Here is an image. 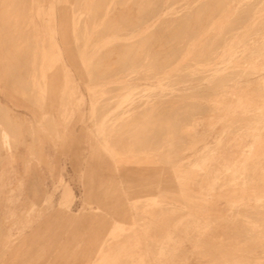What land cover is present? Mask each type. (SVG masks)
<instances>
[{"label": "rangeland", "instance_id": "374dc122", "mask_svg": "<svg viewBox=\"0 0 264 264\" xmlns=\"http://www.w3.org/2000/svg\"><path fill=\"white\" fill-rule=\"evenodd\" d=\"M14 2L29 10L16 9ZM11 4L13 6L0 11L4 78H0V85L14 83L10 74L26 51L31 61L35 58L39 63L43 47L36 37H41L45 27L53 21L52 10L59 8L82 9L83 31L88 19L89 30L98 26L96 40L105 39V45L98 48V54L103 51L98 60L103 63L98 64V79L94 80L98 86L107 85L105 81L114 76L125 82L119 90L125 97L113 98L106 110L114 114L126 105L130 116L117 118L110 114L113 117L98 136L116 134L112 127L116 123L124 125V132L129 131L130 150L120 157L137 163L146 161L145 181L159 186L154 193L158 195L159 204L150 207L145 189L138 192L136 215L129 207L124 209L126 213L121 218L126 227L135 223L136 228L130 234L123 233L120 240L107 247L104 264H264V171L235 157L236 153H241L237 150L241 145L251 142L245 136L264 127V0H15ZM113 17L117 19L110 23ZM88 35L89 32L83 35L82 48L89 42ZM123 42L128 43L122 45ZM53 43L56 45L54 39ZM109 48H113L111 53L114 51L112 55L115 54L116 59L111 57L110 64L105 58L101 60L109 53ZM25 67L30 68L29 73L35 79L31 64ZM0 91L4 101L11 100L16 113L29 112L18 92L9 86ZM98 94H101L99 89ZM74 98L76 96H70ZM14 102L22 107L14 106ZM29 107L35 120L43 119L42 156L57 157L54 146L46 139L49 121L44 114L48 113V108L40 112L35 104ZM143 108L155 109L157 121L162 120L159 128L153 126V113L138 120L137 111ZM257 108V113L243 112ZM167 115L170 121H165ZM62 117L73 119L74 112ZM0 118L8 119L9 113L0 109ZM256 119L261 122L256 123ZM4 124L0 121V146L5 148V153H13L18 141L12 139L11 129L4 128ZM30 134L37 136V131ZM15 155V170L7 176L11 185L4 190L3 199L8 200V192L13 189V194H22L23 200L14 204L3 200L0 205V252H9L7 234L11 224L4 211L14 210L20 214L35 200L37 172L45 174L43 186L47 192L53 193L56 201L61 196V190H56L60 178L53 180L54 184L45 160L40 169L33 157L32 167L26 168L23 157H29L27 149L21 145ZM219 156L225 159L219 160ZM59 162L61 176L75 195L73 208L80 210L83 188L73 179L70 161L63 158ZM21 178L25 184L22 190H17ZM192 179L194 182L190 185ZM162 181L165 188L162 186L161 190ZM187 187L193 190L188 193L192 203L186 200ZM213 201H218L222 209L212 211ZM115 214L112 219H117ZM101 216L105 214L98 213L96 237L105 241L118 235L112 231V225L106 223V217L101 220ZM93 239L88 235L79 252H90L89 256L94 249L101 252L103 244L89 246Z\"/></svg>", "mask_w": 264, "mask_h": 264}, {"label": "crops", "instance_id": "0c3cea01", "mask_svg": "<svg viewBox=\"0 0 264 264\" xmlns=\"http://www.w3.org/2000/svg\"><path fill=\"white\" fill-rule=\"evenodd\" d=\"M82 13L83 10L80 8L53 9L50 14L54 17L53 21L51 20L52 25L49 23L41 37L38 35L36 37L41 41L43 47V57H40L39 63L37 64L35 58H32L31 61L29 52L26 51L25 57L18 60L16 70L10 74L14 83L0 85V89L9 86L13 91L18 92L28 105L24 104V108L29 111L18 114L10 105L11 100L8 103L0 97V109H5L9 113L8 119L0 118V121L5 123L4 128L11 129L12 139L18 141L17 148L13 153L9 150L8 153H5V148L0 146V169L2 170L0 172V205L5 200L3 199L4 190L11 185L7 176L15 170L13 163L17 157L15 153L21 145L29 153V157H23L25 167H32L34 157L38 161L36 167L41 169V162L45 160L52 181L60 178L56 190H61V196L56 201L54 194L47 192L43 186L45 174L42 171L37 172L38 189L33 195L34 198L30 196L35 200H32L29 207L23 209L20 214L14 210L4 211L9 216L11 226H9L7 234L9 252H0V264H96V262L100 264L104 252H96L94 249L92 256H89L90 252H84V254L79 252L86 244L84 239L88 235L90 238L93 236L96 239L98 213L105 214L106 223L112 225V231L130 234L135 230L136 224L129 223L126 227L125 221H122L121 218L125 216L124 209H129V207V211L136 215L138 192L145 189V199L150 207L159 204L158 195L154 194L159 186L150 180L145 181L147 178L146 161L138 160L137 163L128 157H120L130 150L129 131L124 132V125L116 123L112 127V129H116V134L98 136L113 115L117 118L129 117L130 108L124 105L114 114L106 110L113 98L125 97L124 94H119V90L124 87L125 82L120 80L119 76L106 80L107 85L103 87L98 86L94 81L98 79L96 72L98 64L103 63L98 62L103 53L102 51L101 54H98V48L103 47L106 41H104L105 39L96 40L98 30L95 28L98 26H95L93 31L89 30L88 19L85 21L86 27L83 31ZM86 32H89V42L86 48H82L80 42L83 33L85 36ZM53 39L56 45H54ZM125 43L128 42L121 44ZM49 54L51 60L48 61ZM27 63L31 64V71H34L37 76L35 79L29 73L30 68L25 67L28 65ZM0 78L4 80L1 42ZM98 89L101 90V94H98ZM71 95L76 98L70 99ZM103 96L106 97L103 98ZM98 101H102V104H98ZM18 103L14 102V106L22 107ZM31 104H35L40 112L45 107L48 108V113L44 114L49 121L46 139L54 146V152L58 154L57 157L42 156L43 140L40 135L43 131L41 126L43 119L41 117L37 121L33 118L29 107ZM258 110L259 108L256 110L246 109L243 112L257 113ZM69 112H74L73 119L62 117ZM137 112L138 120L146 119L153 113L151 116L153 124L162 123L157 121L154 108L153 110L143 108ZM110 114L113 115L110 117ZM20 118L25 121H21ZM166 119L170 121L169 115L166 116ZM259 120L256 119V123L261 122ZM33 130L37 131V136L30 134ZM260 130L245 136L246 139H251V142L241 145L237 149L241 153H236L235 157H239L242 161L249 163L251 167L262 172L264 171V127ZM63 158L70 161L74 172L73 179L83 188V205L80 210L73 208L75 195L61 176L59 161ZM218 159L224 160L225 157L219 156ZM148 170V178H150V163ZM191 175L193 176L194 172ZM174 178L177 185L176 174ZM193 182L192 179L190 185ZM24 184L25 180L19 179L17 190H22ZM162 184L163 181L160 186L161 190ZM14 191L13 189L9 190L10 196L5 201L14 204L23 200L22 194L14 195ZM190 191L193 193V190L187 187L186 200L192 203L188 196ZM223 197H225L224 194ZM37 201H40L39 204L36 203ZM223 203L226 204V202ZM220 209L222 208L219 202L213 201L211 210ZM114 213H116L117 219H112ZM104 217L101 216V220H104Z\"/></svg>", "mask_w": 264, "mask_h": 264}, {"label": "bare ground", "instance_id": "6f19581e", "mask_svg": "<svg viewBox=\"0 0 264 264\" xmlns=\"http://www.w3.org/2000/svg\"><path fill=\"white\" fill-rule=\"evenodd\" d=\"M4 1V2H3ZM12 1H15V0H1L0 1V11H3L4 9H6L8 6H13L11 3H12ZM17 1V0H16ZM18 1H20V0H18ZM220 1V0H219ZM227 1V0H226ZM15 3V2H14ZM20 3V2H19ZM18 3V4H19ZM16 4V3H15ZM105 4V3H104ZM118 6V5H117ZM120 6V5H119ZM220 6H221V4H220ZM125 7V6H124ZM15 8L16 9H19V8H22V10L24 9V10H29L28 8H25V7H23V5H17L16 4V6H15ZM123 9V8H122ZM95 10H96V8H95ZM101 10H102V8H101ZM215 10V9H214ZM216 11H217V9H216ZM103 12V11H102ZM101 12V13H102ZM124 13V12H123ZM117 14V13H116ZM118 14H119V12H118ZM120 14H121V12H120ZM0 15H1V13H0ZM113 15H115V14H113ZM134 15V14H133ZM118 16V15H117ZM116 16V17H117ZM132 16V15H131ZM121 17V16H120ZM138 17V16H137ZM96 18V17H95ZM110 18V17H109ZM122 18V17H121ZM139 18V17H138ZM115 19H117V18H114L113 17V19H111L112 21H110V23H113L114 22V20ZM133 19V18H132ZM197 19V18H196ZM110 20V19H109ZM127 20V19H126ZM141 20V19H140ZM191 20V19H190ZM116 22V21H115ZM135 22V21H134ZM133 22V23H134ZM187 22V21H186ZM199 22V21H198ZM90 23V22H89ZM110 23H109V25H110ZM190 23H192V22H190ZM132 24V23H131ZM142 24V23H141ZM117 25V24H116ZM128 25V24H127ZM126 25V26H127ZM186 25V24H185ZM158 27V26H157ZM188 27V26H187ZM126 28V27H125ZM124 28V29H125ZM175 28V27H174ZM113 29H116L115 27L113 28ZM134 29V28H133ZM188 29V28H187ZM175 30V29H174ZM198 31V30H197ZM82 32V31H81ZM102 32H104V31H102ZM101 32V33H102ZM186 32V31H185ZM105 33V32H104ZM168 33V32H167ZM106 34V33H105ZM104 34V35H105ZM171 34H172V31H171ZM84 35V34H83ZM99 35V34H98ZM100 36V35H99ZM103 36V35H102ZM175 36V35H174ZM147 37V36H146ZM168 37V36H167ZM171 37V36H170ZM151 38V37H150ZM173 38V37H172ZM223 38V37H222ZM144 39V38H143ZM145 40H149V38H147V39H145ZM144 40V41H145ZM177 40V39H176ZM138 41H140V40H138ZM142 41V40H141ZM175 41H173V43H174ZM166 43V42H165ZM134 44V43H133ZM124 45V44H123ZM141 45H143V44H141ZM170 45V44H169ZM120 47H121V44L119 45ZM131 46V45H130ZM112 47V46H111ZM115 47H116V45H115ZM114 47V48H115ZM122 48H123V46H122ZM121 48V49H122ZM127 48V47H126ZM137 48V47H136ZM141 48V47H140ZM139 48V49H140ZM143 48H144V46H143ZM159 48H162V47H159ZM110 49V48H109ZM109 49H108V54L106 55V56H102V58H105L106 60H105V62L106 61H108L109 59H111V57H113V59L115 58V54H113L112 55V53H114V51L111 53V49H113V48H111L110 49V51H109ZM131 49V48H130ZM134 49V48H133ZM136 50V49H135ZM134 50V51H135ZM137 50H138V48H137ZM164 50H165V48H164ZM121 51V50H120ZM161 51H162V49H161ZM181 51V50H180ZM129 52V51H128ZM133 52V51H132ZM136 52V51H135ZM135 52H134V54L133 55H135ZM142 52V51H141ZM111 53V54H110ZM115 53H116V50H115ZM161 53V52H160ZM106 54V53H105ZM140 54V53H139ZM177 54V53H176ZM112 55V56H111ZM158 55V54H157ZM204 57V56H203ZM118 58V57H117ZM174 59V58H173ZM102 60V59H101ZM120 60V59H119ZM114 61H116V59H114ZM121 61V60H120ZM128 61V60H127ZM119 62V61H118ZM175 62V61H174ZM107 63V62H106ZM111 63H112V65H114L113 63V61H111ZM117 63V62H116ZM123 63H124V61H123ZM109 64H110V60H109ZM111 65V66H112ZM117 65V64H116ZM123 65V64H122ZM125 66V65H124ZM103 67V66H102ZM117 67V66H116ZM126 67V66H125ZM119 69V68H118ZM127 69V68H126ZM117 70V69H116ZM20 73V72H19ZM229 80V79H228ZM177 101V100H176ZM169 102V101H168ZM169 103H171V102H169ZM161 104V103H160ZM159 104V105H160ZM179 104V103H178ZM177 105V104H176ZM173 106V105H172ZM180 106V105H179ZM182 107V106H181ZM180 107V108H181ZM185 107V106H184ZM173 108V107H172ZM166 110V109H165ZM180 110V109H179ZM168 112V111H167ZM171 113V112H170ZM178 113H180V112H178ZM161 115V114H160ZM195 115V114H194ZM157 117V116H156ZM183 117V116H182ZM187 117V116H186ZM190 118V117H189ZM188 118V119H189ZM165 119V118H164ZM186 119V118H185ZM156 120V119H155ZM167 120V119H166ZM165 120V121H166ZM177 120V119H176ZM184 120V119H183ZM161 122H162V120H160ZM188 121V120H187ZM156 123H158V122H156ZM164 123V122H163ZM171 123V122H170ZM183 123V122H182ZM168 124V123H167ZM169 125V124H168ZM167 125V126H168ZM171 125L173 126V124L171 123ZM175 125V124H174ZM153 126H155L154 124H153ZM157 126H158V124H157ZM151 127H152V125H151ZM161 127H162V124H161ZM173 127H175V126H173ZM155 128V127H154ZM158 128H159V126H158ZM164 129V128H163ZM168 130V129H167ZM173 130V129H172ZM150 131H152L151 129H150ZM159 131H160V129H159ZM5 133H7V132H5ZM158 134H159V132H158ZM166 134V133H165ZM1 135V134H0ZM146 135V134H145ZM154 135V134H153ZM170 135V134H169ZM167 136V135H166ZM144 138H146L145 136H144ZM147 138H150V136L149 137H147ZM152 138V137H151ZM162 138V137H161ZM165 138V137H164ZM145 141V140H144ZM122 234H118V235H116V236H112L110 239H108V240H102V238L101 237H99V236H97L96 237V239L94 238L91 242H90V245L89 246H93V247H99L100 246V243H101V245L103 244V248H102V251L101 252H104V254H103V256H102V258H101V262H100V264H104L106 261H107V257H108V250H107V247L109 248V246L113 243V242H115V241H117V240H120L121 238H122ZM126 239V238H125ZM89 246H87V247H89Z\"/></svg>", "mask_w": 264, "mask_h": 264}]
</instances>
